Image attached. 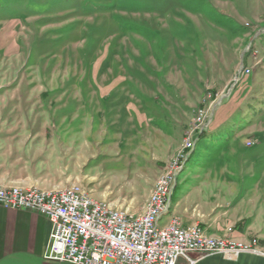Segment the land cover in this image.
I'll list each match as a JSON object with an SVG mask.
<instances>
[{
	"label": "rangeland",
	"instance_id": "374dc122",
	"mask_svg": "<svg viewBox=\"0 0 264 264\" xmlns=\"http://www.w3.org/2000/svg\"><path fill=\"white\" fill-rule=\"evenodd\" d=\"M187 142L161 224L264 240V0H0V176L134 215Z\"/></svg>",
	"mask_w": 264,
	"mask_h": 264
},
{
	"label": "built area",
	"instance_id": "2783aa9c",
	"mask_svg": "<svg viewBox=\"0 0 264 264\" xmlns=\"http://www.w3.org/2000/svg\"><path fill=\"white\" fill-rule=\"evenodd\" d=\"M242 73L249 74L251 69ZM240 78L237 77L236 83ZM187 142L176 161L166 169V181L153 189V205H144L142 213L121 218V213L108 214L106 203L90 201V191L63 189L58 196H48L36 188L6 192L0 183V206L27 210L44 216L52 230L46 257L69 264H177L184 259L197 264L212 255L236 260L241 255L264 259L260 239L241 240L230 235L214 237L201 225L184 226L172 214L165 224L160 207L167 203L172 175L189 152Z\"/></svg>",
	"mask_w": 264,
	"mask_h": 264
},
{
	"label": "crops",
	"instance_id": "0c3cea01",
	"mask_svg": "<svg viewBox=\"0 0 264 264\" xmlns=\"http://www.w3.org/2000/svg\"><path fill=\"white\" fill-rule=\"evenodd\" d=\"M131 112L136 116L134 110ZM41 145V139H39L38 134H34L26 141L23 149L33 150L34 147ZM18 159H22L26 164L17 167V170L10 169L13 166L10 164L6 168L5 176H2L3 174L0 176V183L6 186L26 189L35 187L46 190L49 188L46 185L47 179H45L47 172L34 170L32 167L34 166L33 160L27 155L21 156V158L15 156L14 160ZM43 161H45L44 158H38L35 161V165L37 166ZM183 224L184 226L201 225L200 221L191 220H185ZM51 230L50 222L38 213L27 210L7 209L0 206V264H69L50 260L46 257ZM205 230L208 229L205 228ZM234 233L233 235L237 237L244 236L236 229ZM259 238H264V235ZM177 264H188V262L184 259H179ZM197 264H264V259L251 255H241L236 260H228L222 255H212L202 259Z\"/></svg>",
	"mask_w": 264,
	"mask_h": 264
},
{
	"label": "bare ground",
	"instance_id": "6f19581e",
	"mask_svg": "<svg viewBox=\"0 0 264 264\" xmlns=\"http://www.w3.org/2000/svg\"><path fill=\"white\" fill-rule=\"evenodd\" d=\"M164 181H166V174L164 176H162L155 184L153 189H159V183H164ZM172 182H174V176L172 175ZM68 189H77V192H85V189L82 187H78V188H68ZM172 186L170 187V193H168V197H167V203H165L164 206L160 207V215H166L169 214L170 211V207H171V195H172ZM25 191V189L23 188H14V187H6V192H22ZM36 191H40L43 192V194H47L48 196H58L59 194L63 193V190H55V191H44V190H39L36 189ZM90 201L93 203H101L99 201H97L96 199L93 198L92 194L90 193ZM145 205H153V190L149 196V198L147 199ZM106 211L108 212V214H115V213H121V218H130V216H133V214H129L128 212H123V211H119V210H114V209H109L106 207Z\"/></svg>",
	"mask_w": 264,
	"mask_h": 264
},
{
	"label": "trees",
	"instance_id": "16d2710c",
	"mask_svg": "<svg viewBox=\"0 0 264 264\" xmlns=\"http://www.w3.org/2000/svg\"><path fill=\"white\" fill-rule=\"evenodd\" d=\"M244 224H245V222H241L240 224H238V225L236 226V230H238V231H242V230H243V226H244ZM260 242H261L262 244H264V240H260Z\"/></svg>",
	"mask_w": 264,
	"mask_h": 264
}]
</instances>
